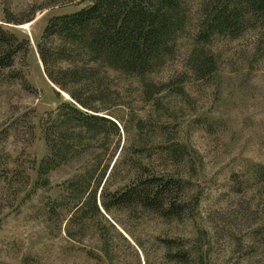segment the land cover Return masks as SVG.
I'll list each match as a JSON object with an SVG mask.
<instances>
[{"label":"rangeland","instance_id":"obj_1","mask_svg":"<svg viewBox=\"0 0 264 264\" xmlns=\"http://www.w3.org/2000/svg\"><path fill=\"white\" fill-rule=\"evenodd\" d=\"M85 5L0 0V25L31 43L25 63L17 59L12 69L0 72V264H264V36L259 32L214 41V76L174 82L149 102L137 80L111 74L119 97L107 117L118 124V134L108 126V139L89 140L49 173L48 187L34 188L36 168L47 154L42 120L68 100L58 97L45 77L36 43L50 17ZM5 11L32 21L7 24ZM188 47L181 39L177 58L152 79L167 82L182 73ZM140 163L145 176L176 181L181 218L167 221L133 203L115 202L135 185ZM103 171L102 191L86 189ZM94 191L99 214H88L85 221L102 231L109 257L98 236L87 232L80 242L62 232L73 209ZM178 253H186L188 263L175 261Z\"/></svg>","mask_w":264,"mask_h":264},{"label":"trees","instance_id":"obj_2","mask_svg":"<svg viewBox=\"0 0 264 264\" xmlns=\"http://www.w3.org/2000/svg\"><path fill=\"white\" fill-rule=\"evenodd\" d=\"M49 1L51 5H87L50 17L36 43L45 77L55 94H65L68 100L42 120L47 154L36 168L35 189L48 187L49 173L72 160L86 142L108 139L107 128L118 134V124L107 117L109 110L118 105L119 97L111 74L137 80L149 102L174 82L181 84L191 78L204 81L214 76L218 69V58L210 49L214 41L234 40L247 33L264 36V0ZM31 17L16 20L5 11L4 22L19 26L31 22ZM184 38L189 41L184 71L167 82L153 80V75L177 58L179 42ZM30 50L27 37H19L0 25V72L12 69L17 59L25 63ZM21 75L17 73V77ZM175 90L181 92L180 88ZM145 170L140 163L135 185L116 196L115 202L121 206L133 203L167 221L181 218L184 208L173 189L176 181L145 176ZM104 175L105 171L93 187L86 189H98ZM95 197L96 191L73 209L62 232L80 242L87 232L88 236H98L101 251L109 257L111 247L102 231L85 221L88 214H99ZM173 259L179 263L189 261L186 253H178Z\"/></svg>","mask_w":264,"mask_h":264}]
</instances>
